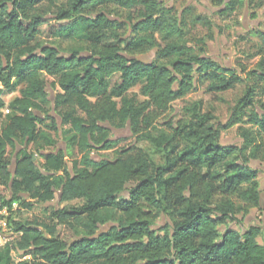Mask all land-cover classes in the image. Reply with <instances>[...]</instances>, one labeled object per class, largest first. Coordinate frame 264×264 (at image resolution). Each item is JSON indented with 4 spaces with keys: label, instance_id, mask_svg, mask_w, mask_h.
Here are the masks:
<instances>
[{
    "label": "trees",
    "instance_id": "obj_1",
    "mask_svg": "<svg viewBox=\"0 0 264 264\" xmlns=\"http://www.w3.org/2000/svg\"><path fill=\"white\" fill-rule=\"evenodd\" d=\"M209 2L224 17L255 0ZM110 6L132 15L119 20ZM189 23L212 25L189 5L174 14L160 0H0V186L10 195L0 202L17 203L16 214L56 195L59 203L45 209V222L9 218L21 235L0 247V264H264V224L228 226L260 206L250 161L260 152L251 128L264 133V101L255 99L264 95V59L243 79L206 56L204 41L188 44ZM57 38L84 47L63 54ZM152 49L154 60L136 58ZM198 81L211 93L246 82L227 123L216 125L201 101L160 123ZM18 86L5 103L1 94ZM136 86L142 98L131 91ZM238 123L249 125L238 127L241 146L222 144L221 131ZM126 126L159 162L136 147L114 159L93 156L118 141L111 128ZM159 215L171 222L154 230ZM15 250L28 258L15 263Z\"/></svg>",
    "mask_w": 264,
    "mask_h": 264
},
{
    "label": "rangeland",
    "instance_id": "obj_2",
    "mask_svg": "<svg viewBox=\"0 0 264 264\" xmlns=\"http://www.w3.org/2000/svg\"><path fill=\"white\" fill-rule=\"evenodd\" d=\"M165 6L172 9L174 14H179L184 6H191V15L195 14H207L211 19V27H206L202 24L193 25L189 23L186 32V41L189 45L194 47H199L200 40L205 42V55L216 60L225 67L234 69L238 75L243 79H246L247 71L252 70L256 67L261 59H264V48L260 52V46L263 41L258 34L259 31L264 32V5H258L260 0H255L254 4L249 6V4L242 5L238 10L228 16H218L214 12L219 9L210 5L209 0H160ZM44 6H48V2H43ZM54 9H52L53 11ZM111 13L110 16L118 18L119 20L126 21L131 12L120 9L115 6H110L107 9ZM138 19L133 16V22ZM124 37H128L129 34L125 33ZM62 49V53H68L72 48H83L84 43L73 40V39H55ZM85 51H81L84 54ZM156 50H148L145 53L140 54L144 61H152L155 59ZM115 79V78H114ZM246 82L243 84H238L233 89L224 92H208L206 90L207 83L197 82L194 89L189 91L183 98L178 99L172 103L169 112L159 120L160 123L171 119L177 121L184 116L182 108L188 104L195 101H201L203 105V111H211L215 115L216 125H225L229 119V114L232 108L236 104L237 100L243 95ZM176 87V86H175ZM20 86L16 88V91L10 94H1V97L8 103L13 97L18 95V90ZM48 91L52 97L53 91L48 87ZM139 95V86L131 89ZM256 100L264 101V95L258 93L255 95ZM44 109L49 111L51 104H44ZM7 110L2 112L5 114ZM51 114V111L48 112ZM239 125L242 127H247V124H235L226 130L221 131L220 141L222 144H232L236 146H241L243 139L240 136ZM1 126V122H0ZM252 127V135L255 136L254 146H258L259 158L252 159L250 161V166L257 170V177L260 183L261 189V201L258 208H250L248 212H239L236 214L237 221H231L228 223L230 228L236 230H243L252 225L261 226L264 224V133H259ZM110 138L112 140H118L113 144L111 149L108 150H98L93 152L95 158H107L114 159L118 151L121 148L136 147L154 156V159L159 162L160 154L153 153L152 146L145 140L137 141L134 136H132L129 128L126 126L121 129L111 128ZM57 148L65 149L66 144L61 138L57 137ZM76 154L73 152L71 156H67L66 160L68 163L74 159ZM11 161H14V153L10 156ZM10 168H14V163L11 162ZM70 172L72 169L70 168ZM0 195L5 198H9V192L0 186ZM1 203V202H0ZM51 207H59L58 196L44 204L36 203L32 209H22L18 214L11 212L10 217L16 221H32L37 220L40 222L47 221L48 211ZM154 223L152 229L161 230L170 224V220L159 215L153 219ZM108 226H102L100 229L104 231ZM221 230H224V226H221ZM259 242H262L261 238H258ZM14 241V240H13ZM11 241V243L13 242ZM12 259L15 263L28 258L24 256L22 252L12 251Z\"/></svg>",
    "mask_w": 264,
    "mask_h": 264
},
{
    "label": "built area",
    "instance_id": "obj_3",
    "mask_svg": "<svg viewBox=\"0 0 264 264\" xmlns=\"http://www.w3.org/2000/svg\"><path fill=\"white\" fill-rule=\"evenodd\" d=\"M18 208L17 203H12L11 207L0 203V247L11 244V241L17 239L21 233L15 232L10 223L11 211Z\"/></svg>",
    "mask_w": 264,
    "mask_h": 264
},
{
    "label": "water",
    "instance_id": "obj_4",
    "mask_svg": "<svg viewBox=\"0 0 264 264\" xmlns=\"http://www.w3.org/2000/svg\"><path fill=\"white\" fill-rule=\"evenodd\" d=\"M130 58H131V57H130ZM136 58L139 59V60L144 61L143 58H142V56H140V55L136 56ZM147 62H149V61H147ZM12 163H14V161H12ZM10 170H11V172H12V174H13V173H14V168H13V169L10 168ZM260 198H261V194H260Z\"/></svg>",
    "mask_w": 264,
    "mask_h": 264
},
{
    "label": "flooded vegetation",
    "instance_id": "obj_5",
    "mask_svg": "<svg viewBox=\"0 0 264 264\" xmlns=\"http://www.w3.org/2000/svg\"><path fill=\"white\" fill-rule=\"evenodd\" d=\"M210 4V3H209ZM211 5V4H210Z\"/></svg>",
    "mask_w": 264,
    "mask_h": 264
}]
</instances>
